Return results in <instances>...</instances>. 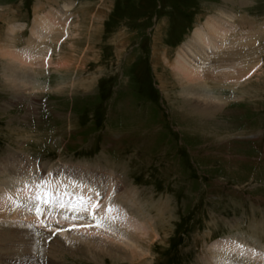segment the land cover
<instances>
[{
    "label": "rangeland",
    "instance_id": "obj_1",
    "mask_svg": "<svg viewBox=\"0 0 264 264\" xmlns=\"http://www.w3.org/2000/svg\"><path fill=\"white\" fill-rule=\"evenodd\" d=\"M60 10L56 37L45 39L51 60L42 65L38 58L33 66L43 89L15 91L2 74L6 60L0 52V168L15 153L44 167L45 180L51 167L56 177L61 166L62 175L71 172L70 179L92 188L85 191L92 198L87 205L99 200L98 185L109 190L110 207L141 226L144 220L127 199L135 197L154 225L153 233L145 227L152 236L138 250L142 257L145 248L150 251L133 263L63 251L27 263L0 249V264H237L210 254L215 243L234 246V239L249 241L254 264H264V0H0V38L12 31L17 52L27 45L35 18ZM208 19L233 22L221 51L229 59L230 51L240 55L229 77L211 74L224 56L204 69L216 77L208 84L224 101L209 114L179 94L170 65ZM56 61L68 64L61 68ZM85 176L104 182L86 187ZM118 181L124 183L118 193L127 198L116 201ZM55 183L62 186L57 178ZM3 192L9 197L8 189ZM53 212L45 211L62 216ZM46 220L6 219L0 230L44 231L47 252L60 228H69L68 220L103 228L77 217Z\"/></svg>",
    "mask_w": 264,
    "mask_h": 264
},
{
    "label": "bare ground",
    "instance_id": "obj_2",
    "mask_svg": "<svg viewBox=\"0 0 264 264\" xmlns=\"http://www.w3.org/2000/svg\"><path fill=\"white\" fill-rule=\"evenodd\" d=\"M61 12L62 10L55 12V14L48 12L40 17L38 16V18H35L30 28V37L26 41L28 42L27 45L19 49V51L17 52L14 50V36H12L11 34L12 31L8 33V35H6L4 39L0 38V52L1 55L4 56L3 58L6 60V63L3 65L2 74L5 78V81H7V83L10 84L13 88L15 87V91H19L23 87L26 91H37L45 87L44 85H39V82L36 78L37 72L33 70V66H35L36 62H39V60L36 61L38 58H41L42 65L43 62L46 63L51 60L50 57H48L49 49L47 47L46 49L44 48V46L50 45L49 42L45 41V39L49 37L51 39L54 35V32H57V30H59V25H61L60 22L63 15V13ZM228 15L230 19L231 17H233L230 16V13H228ZM219 21L220 20L217 19H213L212 21L208 19V21L205 23V27L196 29L193 33V37L190 40L188 38V40L184 42L182 46H180V49L177 51L174 61L170 64L172 75L174 74V77L176 78L178 84L177 87H179V94L183 96L184 100L186 99L187 101H189V99H194V102H196L195 105L201 108V112H207L208 114L222 108L223 98L220 95V92L215 93V89L211 90L208 83L209 79L214 77H210L209 74H205L208 72H205V68L208 67V64H211L212 58L219 57L218 55H220V57L224 56L225 58L223 57L221 60L224 62V60L226 59L229 64H224L225 62L223 63L220 60L223 65L220 64L218 68L213 67L214 69L210 66L209 67L212 70L211 74L221 72L219 73L220 76L222 75L223 77H229V75L231 76V71H233L235 68L233 70L230 69H232L235 64H238L240 62V55L238 52L230 51L231 55L233 56L232 59H229L227 58L228 56L226 57L227 52L225 53L224 51H221L222 49H225L226 45L228 44H225L224 42L226 36H228L227 34L230 29H228L227 27L229 25L231 26L233 22L228 24L227 22L220 23ZM58 59L59 57L57 58V60ZM17 60L20 61V64L17 63ZM60 60H63V58ZM220 61H218V64L220 63ZM57 62L62 64V66L60 64L57 65L61 68L65 67L68 64V62L64 63L66 61H56V64ZM214 79H216V77ZM227 80L228 78L226 79V81ZM236 83L237 80H235V82H233L232 84L235 85ZM15 156L16 157L14 158L11 157L12 159L10 158V160L6 158L5 162H3V168H0V180L2 181V187L0 191L2 193V195H0V205H2V212H0V221H3V223L0 222L1 224L4 225V221H6V219L15 222L18 220L29 222L34 218H37V222L39 223H46V219L58 220L60 222H63L67 221L66 216L72 218H84V220H89V223L91 221L97 224L96 220H94L92 216L89 215L91 208H89L86 216H83V212L79 210V204L81 201H83L85 205H87L88 202L91 201V195H85V191L87 190L88 192H90L92 189L91 187H89V190L85 189L83 185L80 186L77 181H73V179H70L72 176L74 177L71 172L70 174L67 173L69 176L68 178L67 176L65 177L64 175H62L61 173L65 171L61 166L58 167V172L56 171V177H51V175L53 174L51 173V171L54 170V168L51 167L49 171L46 172V180L42 179L41 176L43 175L44 167H40V165H38L35 160L32 161V159H30L27 154L23 156V154L15 153ZM9 174H11V176H9ZM55 178L59 180V183L62 186H59L55 183ZM85 178V181H81L85 185L88 184V182H92L94 183V185L97 184L98 181L104 182L101 181L102 179H95L94 177H92L94 178L92 180L90 176H85ZM123 184L122 181H118L115 186L117 192L114 194L116 197H113V199H115L116 201L125 197L118 193V190L123 187ZM86 187H88V185H86ZM96 187L97 190L95 191V194L96 197L99 198V200H95L89 205H99V207L95 209V213L97 216L103 217V222L101 224V226L103 227L102 229L93 227V225H91L90 227H83L84 225L89 224L83 223L80 225L78 224L79 222L75 224L73 221L68 220L69 224H74L73 226L75 228H70L69 224V228H65L67 225L62 226L59 230V234L55 239H52L51 246L48 247L47 252H45L46 246L44 244V231H39L37 229L31 230V228H27L24 230L16 228L15 230H13L11 228L2 226V229L0 230V249H3V252H6V254L10 256L15 255L16 257H22L18 258L17 261H21L26 257L27 263H31V258L34 259L41 257L49 259V255L58 256V254L63 252L77 253L78 255H80V257H85L91 260L95 258L98 259L99 256L104 255L111 256L112 258L114 257L122 259L124 261H131V263H133V260L135 259L142 261L144 255L148 254L150 249L145 248V251L142 252L144 253L142 257V254L138 250V248L143 247L148 235L150 237L152 236L149 233H153L154 225L151 223L152 226H150V219L142 216V213L136 202L137 199L135 197H131L130 195L128 196V198H125H127L131 202V207L133 205L136 207L135 213H137L136 216L138 217V219L144 220L145 223L144 225L140 224L141 226H139L138 224H133L132 221L126 219L125 215L118 211L119 207H110V205H108L109 198L107 194L109 193V190H106L105 188H98V185ZM4 188L8 189L11 192L7 194L9 195V197L6 196L3 192ZM128 191L125 189L123 193H128ZM92 195L94 196V194ZM123 202L122 204L126 205L127 201L123 200ZM71 204H73V206H71ZM37 207L41 209L39 215L37 214V211H34ZM109 208H111L112 211H108ZM51 209L55 212H59L63 217H57L56 219L46 216L45 211ZM76 227L79 229H76ZM145 227L149 229L148 234L146 233L147 230H145ZM124 238L125 240H130L131 243L124 241ZM3 242L4 244H2ZM234 242H237V244L234 246L228 243H215L213 247H210V254L213 258L216 259L221 258L227 260V258L231 257L235 262H238L239 264H254L253 259L255 258L256 254L251 253V247L248 245L250 244L249 241L234 239ZM239 244H242V246H244V248H246L247 250L240 249ZM28 252H33V254L27 255ZM34 253L35 256H32L34 255ZM243 253L245 255H242ZM15 256L13 258H15ZM219 263L222 264V260Z\"/></svg>",
    "mask_w": 264,
    "mask_h": 264
},
{
    "label": "snow or ice",
    "instance_id": "obj_3",
    "mask_svg": "<svg viewBox=\"0 0 264 264\" xmlns=\"http://www.w3.org/2000/svg\"><path fill=\"white\" fill-rule=\"evenodd\" d=\"M75 207V206H74ZM99 205L98 204H91V205H85L83 203V201L80 202L79 204V210L81 212H88L89 211V208H91V211L89 212V215L92 216V218L94 220H96L97 222V226H101L102 222H103V217L101 216H97L96 213H95V209L98 208ZM36 211H37V214L39 215L40 212H41V209L39 207L36 208ZM108 211H112L111 208L108 209ZM91 225H84L83 227H90Z\"/></svg>",
    "mask_w": 264,
    "mask_h": 264
}]
</instances>
